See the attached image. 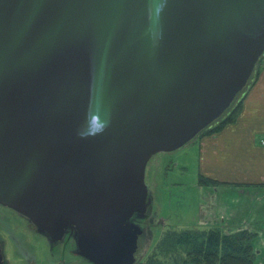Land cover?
Masks as SVG:
<instances>
[{
  "label": "water",
  "instance_id": "1",
  "mask_svg": "<svg viewBox=\"0 0 264 264\" xmlns=\"http://www.w3.org/2000/svg\"><path fill=\"white\" fill-rule=\"evenodd\" d=\"M263 52L264 0H0V203L135 264L148 160L220 117Z\"/></svg>",
  "mask_w": 264,
  "mask_h": 264
},
{
  "label": "rangeland",
  "instance_id": "2",
  "mask_svg": "<svg viewBox=\"0 0 264 264\" xmlns=\"http://www.w3.org/2000/svg\"><path fill=\"white\" fill-rule=\"evenodd\" d=\"M218 119L219 117L215 121ZM201 136L202 132L177 149L160 150L148 160L145 180L151 190L152 201L147 216L142 221L145 231L139 237L137 261L148 258L168 227L205 228L215 224L218 218L215 211L208 210L206 213L199 209L203 192L199 188ZM7 207L15 211L0 206V238L7 264H95L72 250L77 248L74 235L69 234L60 241L51 243L28 217L10 206ZM21 220L23 224L29 223L21 225ZM222 228L225 230L223 225Z\"/></svg>",
  "mask_w": 264,
  "mask_h": 264
},
{
  "label": "crops",
  "instance_id": "3",
  "mask_svg": "<svg viewBox=\"0 0 264 264\" xmlns=\"http://www.w3.org/2000/svg\"><path fill=\"white\" fill-rule=\"evenodd\" d=\"M199 139V173L221 182L199 184L200 211H215L225 231L256 232L253 264H264V68L248 87L237 120Z\"/></svg>",
  "mask_w": 264,
  "mask_h": 264
},
{
  "label": "trees",
  "instance_id": "4",
  "mask_svg": "<svg viewBox=\"0 0 264 264\" xmlns=\"http://www.w3.org/2000/svg\"><path fill=\"white\" fill-rule=\"evenodd\" d=\"M264 68V52L258 59L253 73L225 113L205 127L202 135L220 132L235 122L243 109L244 96L248 87ZM200 184L221 183L199 173ZM257 233L248 228L225 231L220 224L205 228L168 227L148 254V258L135 264H253L256 253L253 240Z\"/></svg>",
  "mask_w": 264,
  "mask_h": 264
},
{
  "label": "flooded vegetation",
  "instance_id": "5",
  "mask_svg": "<svg viewBox=\"0 0 264 264\" xmlns=\"http://www.w3.org/2000/svg\"><path fill=\"white\" fill-rule=\"evenodd\" d=\"M150 161V160H149ZM149 161H148V163H149ZM148 163H147V166H148ZM146 173H147V168H146ZM148 187H149V185H148ZM149 195L150 196H152V194H151V190H150V188H149ZM1 207H3L4 209L6 208V209H11V208H9V207H7L8 205H6V206H2V205H0ZM12 211H14L13 209H11ZM148 211V210H147ZM15 212V211H14ZM147 216V215H146ZM145 216V217H146ZM145 217H139V216H137V214L135 213L134 215H133V220H135L136 222H138V223H140L141 224V226H142V221H143V219L145 218ZM21 225L24 223L22 220H21V222H19ZM27 223H29V222H26V224ZM26 224H23V225H26ZM143 227V226H142ZM143 229H144V227H143ZM144 231H145V229H144ZM143 231V232H144ZM39 233V235H42V236H44L43 234H41L40 232H38ZM73 235V233L69 230V231H67L66 233H65V235L63 236V238L65 237V236H68V235ZM46 235V234H45ZM71 235V236H72ZM47 237V239L51 242V243H55V242H58V241H60L61 239H63V238H61V239H58V240H52L51 239V237L50 236H48V235H46ZM0 243H1V246H2V252H3V250H4V245L2 244V239L0 238ZM77 249L78 248H76L75 250L72 248V250L73 251H75L76 253H78L77 252ZM79 254V253H78ZM3 258H4V261H3V264H7V260L5 259V256H4V253H3Z\"/></svg>",
  "mask_w": 264,
  "mask_h": 264
}]
</instances>
